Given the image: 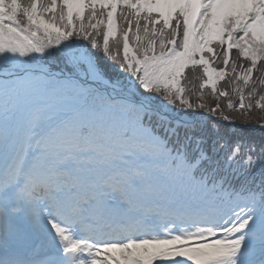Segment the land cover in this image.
I'll list each match as a JSON object with an SVG mask.
<instances>
[{
	"label": "snow or ice",
	"instance_id": "1",
	"mask_svg": "<svg viewBox=\"0 0 264 264\" xmlns=\"http://www.w3.org/2000/svg\"><path fill=\"white\" fill-rule=\"evenodd\" d=\"M237 122L264 0H0V264H264Z\"/></svg>",
	"mask_w": 264,
	"mask_h": 264
},
{
	"label": "trees",
	"instance_id": "2",
	"mask_svg": "<svg viewBox=\"0 0 264 264\" xmlns=\"http://www.w3.org/2000/svg\"><path fill=\"white\" fill-rule=\"evenodd\" d=\"M259 110H257L258 112ZM235 125L237 126H241L239 124V122H237ZM229 127H234L233 125H224V127L222 128V130H227V128ZM235 128V127H234ZM237 129V128H236ZM237 131L241 132L242 134L251 136L254 139H259L262 135H264V132H262L261 130L258 131H253L251 129H249L248 127H242L241 129H237Z\"/></svg>",
	"mask_w": 264,
	"mask_h": 264
}]
</instances>
